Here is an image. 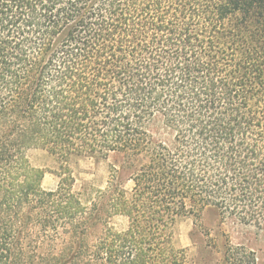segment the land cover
Returning <instances> with one entry per match:
<instances>
[{"label":"trees","instance_id":"trees-1","mask_svg":"<svg viewBox=\"0 0 264 264\" xmlns=\"http://www.w3.org/2000/svg\"><path fill=\"white\" fill-rule=\"evenodd\" d=\"M252 21L264 34V0H0V264L32 263L35 212L76 239L44 264H152L188 200L264 204L263 169L232 159L238 138L244 164H264V40L235 50ZM32 149L55 169L31 164ZM79 159L109 161L90 202L72 191ZM115 215L129 227L108 226L90 255L84 239ZM177 252L168 264H186Z\"/></svg>","mask_w":264,"mask_h":264},{"label":"rangeland","instance_id":"rangeland-1","mask_svg":"<svg viewBox=\"0 0 264 264\" xmlns=\"http://www.w3.org/2000/svg\"><path fill=\"white\" fill-rule=\"evenodd\" d=\"M245 33L250 37L248 42H244L242 46H235L238 53H242L247 47H251L255 42L264 40V34L255 29L252 21ZM241 47V49L239 48ZM242 51V52H241ZM211 140H214L212 137ZM228 139H225L227 141ZM236 139L235 149L232 159L236 164L241 165L244 172L262 171L264 172V164L259 161H248L246 165L241 157L245 151V147H240ZM211 155L215 150L212 146ZM223 152V151H222ZM31 164L38 167H47L55 169L53 159L44 151L32 149L28 152ZM109 161H100L95 163L93 160L79 159L74 163L73 171L75 175V184L72 191L80 193L82 201L90 202L93 192L97 188H103L108 181V163ZM234 169V168H233ZM256 181L254 176L249 178ZM59 177L53 172L47 171L41 181V189L46 191H54L59 184ZM253 187L264 186V182H255ZM132 181L124 184V188L131 194ZM35 199V198H30ZM239 205L243 210L239 209L227 210L224 207L219 209L216 207H206L203 210L199 206H191L187 201L185 208L186 214L178 217L171 229L172 242L161 249V251L152 260V264H168L171 248L178 250L179 256H184L186 264H264V204L261 202L254 203L251 195L242 193L239 196ZM36 199L33 201L36 204ZM26 203H29L27 201ZM239 206V207H240ZM38 212V211H37ZM36 213V212H35ZM32 214L28 226L24 227L22 232V244L25 251V257L28 254L32 261L31 264H44V258L47 248L51 253H59L62 246L73 244L76 239L71 238L73 230L71 224L66 227H60L57 230H42L40 222L37 221L38 214ZM44 217V216H39ZM35 221V222H34ZM37 221V222H36ZM101 222L97 228L84 239V243L89 247L88 251L92 255L94 246L98 244L99 237L104 235L108 226L117 231H124L129 227L130 220L126 216L115 215ZM92 231V230H91ZM91 259V260H90ZM91 256L81 258L80 264H96L95 258ZM91 261L85 263L84 261ZM27 264H29L28 260Z\"/></svg>","mask_w":264,"mask_h":264}]
</instances>
